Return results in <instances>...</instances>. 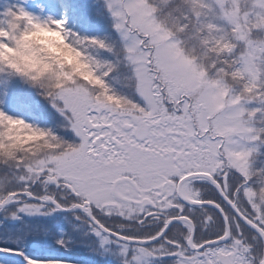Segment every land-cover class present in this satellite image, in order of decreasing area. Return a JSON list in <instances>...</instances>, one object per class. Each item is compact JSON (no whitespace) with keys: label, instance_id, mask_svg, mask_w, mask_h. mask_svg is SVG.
I'll use <instances>...</instances> for the list:
<instances>
[{"label":"snow or ice","instance_id":"snow-or-ice-1","mask_svg":"<svg viewBox=\"0 0 264 264\" xmlns=\"http://www.w3.org/2000/svg\"><path fill=\"white\" fill-rule=\"evenodd\" d=\"M0 264H264V0H0Z\"/></svg>","mask_w":264,"mask_h":264}]
</instances>
